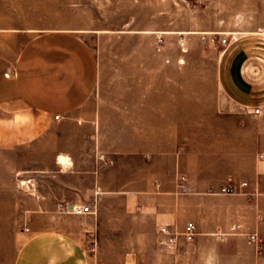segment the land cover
<instances>
[{
    "label": "crops",
    "instance_id": "crops-1",
    "mask_svg": "<svg viewBox=\"0 0 264 264\" xmlns=\"http://www.w3.org/2000/svg\"><path fill=\"white\" fill-rule=\"evenodd\" d=\"M87 31L0 22V152L9 153L12 184L35 186L44 217H61L59 202L94 207L133 195L160 241L161 225L182 232L196 222L194 240L180 235L173 250H200L215 233L241 237L231 232L235 223L264 244V122L250 111L264 104V85L244 75L248 50L207 90L190 65L157 49H120L113 63ZM181 174L189 193L178 192ZM229 178L249 184L236 195L209 191ZM229 244L228 262L215 255L204 264H264V249L251 241ZM42 249L19 264H63Z\"/></svg>",
    "mask_w": 264,
    "mask_h": 264
},
{
    "label": "rangeland",
    "instance_id": "rangeland-1",
    "mask_svg": "<svg viewBox=\"0 0 264 264\" xmlns=\"http://www.w3.org/2000/svg\"><path fill=\"white\" fill-rule=\"evenodd\" d=\"M9 17L35 28L88 29L90 42L113 63L120 49H157L174 64L190 65L191 77L200 75L207 90L219 80L220 69H229L236 52L248 50L250 59L241 62L244 75L264 85V36L258 33L264 27V0H0V22ZM12 181L9 153L0 152V264H19L20 257L37 256L41 248V255L63 264H204L215 255L225 263L231 240L250 242L234 228L231 232L241 237L221 232L208 235L200 250L189 244L169 249L148 208L128 194L125 199L111 195L83 215L59 202L62 216L44 217L43 205L33 199L35 186ZM47 203L53 209L54 202Z\"/></svg>",
    "mask_w": 264,
    "mask_h": 264
},
{
    "label": "built area",
    "instance_id": "built-area-1",
    "mask_svg": "<svg viewBox=\"0 0 264 264\" xmlns=\"http://www.w3.org/2000/svg\"><path fill=\"white\" fill-rule=\"evenodd\" d=\"M260 35L264 36V27H261L258 31ZM217 36H213V40H215ZM223 42L227 41V38H222ZM251 113L254 116L262 118L264 122V104L252 106L250 108ZM56 118L60 117V114L55 116ZM249 182L247 180L236 181L233 178H229L227 182L222 184L219 188H211L209 191L211 193H220V194H237L242 193L243 189L247 187ZM192 191V187L189 183V178L185 174H181L178 177V192L180 194L189 193ZM64 209L68 212L83 215L87 213L93 212V205L90 203H69L66 202L64 205ZM233 228H241L240 224H235ZM160 232L164 236L161 239V243L164 244L169 249H174L178 245L179 236L182 235L185 237L187 241L194 240L197 234V224L194 221H188L186 223L185 229L182 232H174L172 231L168 225H161ZM245 234L248 236L249 240L255 244L257 251L262 252L264 249L263 237L259 234V232H249Z\"/></svg>",
    "mask_w": 264,
    "mask_h": 264
}]
</instances>
